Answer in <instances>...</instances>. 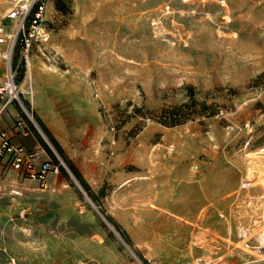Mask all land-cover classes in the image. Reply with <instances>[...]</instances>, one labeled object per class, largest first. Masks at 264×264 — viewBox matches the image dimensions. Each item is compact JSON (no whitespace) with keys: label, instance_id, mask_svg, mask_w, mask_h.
Segmentation results:
<instances>
[{"label":"rangeland","instance_id":"374dc122","mask_svg":"<svg viewBox=\"0 0 264 264\" xmlns=\"http://www.w3.org/2000/svg\"><path fill=\"white\" fill-rule=\"evenodd\" d=\"M30 1L0 0V34ZM44 2L30 114L9 104L21 144L60 163L46 188L0 179V264H264V0ZM36 57L73 88L52 126L90 191L33 109ZM192 97L214 113L158 120Z\"/></svg>","mask_w":264,"mask_h":264},{"label":"built area","instance_id":"2783aa9c","mask_svg":"<svg viewBox=\"0 0 264 264\" xmlns=\"http://www.w3.org/2000/svg\"><path fill=\"white\" fill-rule=\"evenodd\" d=\"M44 15V0H31L28 4L14 7L7 14L8 19L15 22V28L10 33L0 34V44L7 43L5 47H0V116L4 109L1 106L3 102H13L30 114L19 69L24 68V73H28L31 69V49L34 42H45L49 39ZM0 31H3L2 27ZM15 51L18 52L15 54ZM28 131L26 125H22L19 130L23 135H27ZM57 169L58 164L52 159L41 158L40 150L14 143L5 130H0V179L14 170L18 177L35 180L45 188L50 172Z\"/></svg>","mask_w":264,"mask_h":264},{"label":"crops","instance_id":"0c3cea01","mask_svg":"<svg viewBox=\"0 0 264 264\" xmlns=\"http://www.w3.org/2000/svg\"><path fill=\"white\" fill-rule=\"evenodd\" d=\"M35 64L38 66V69L36 70V74L34 73L35 79L32 78L34 83L32 82L33 90L36 88L38 96L39 93H41L43 96L41 98L36 97V99H32V104H33V109H35L36 113L40 116V118L44 121V123L48 126V128L51 130V132L54 134V136L57 138L59 143L62 145V147H65V142L63 139H61L55 129L52 126L53 122V113H52V108L54 107L55 103V98H54V93H57L62 89L61 83H62V76L53 73L50 70H45L44 68L41 67L39 64V60L36 57V62ZM32 61H31V66H32ZM32 71V70H31ZM32 74V73H31ZM27 75L25 76V79ZM64 87V86H63ZM24 89V88H23ZM65 91L72 92L73 88L72 86H66L64 87ZM28 99V97H27ZM2 106V104H1ZM6 109L5 117L2 115L0 116V130H5L8 135L12 137V141L14 143H21L22 139V133L19 132V130L22 128L23 122L21 118L18 116V109L17 107L13 106L12 104H5L2 106ZM4 111V110H3ZM39 141V140H38ZM41 152V151H40ZM14 171V170H13ZM54 171V170H53ZM52 171V172H53ZM50 172V174L52 173ZM49 174L48 178V183L50 181V184H54L56 182V179H53V176L51 177ZM57 177V175H56ZM32 180V179H30ZM48 186V184H47ZM46 188V187H45ZM201 258L202 257H197ZM196 258V260H197Z\"/></svg>","mask_w":264,"mask_h":264},{"label":"trees","instance_id":"16d2710c","mask_svg":"<svg viewBox=\"0 0 264 264\" xmlns=\"http://www.w3.org/2000/svg\"><path fill=\"white\" fill-rule=\"evenodd\" d=\"M22 69L24 70V68ZM191 99L192 100L190 103L185 102L180 105H174L171 108L163 109L162 112L158 114L157 116L158 120L162 122L163 124L175 125V124L184 122L185 120H187L189 117H191L194 114L214 113L215 110H214L213 104L209 105L207 104L206 101L199 102L195 100L193 97ZM197 104H199L200 106L197 107ZM38 121L41 127L43 128V130L45 131V133L48 135V137L52 141V143L55 145L58 152L66 160V163L68 164L74 176L80 181V183L84 186V188L90 191L91 187L89 183L84 178L80 169L75 165V163L71 160V158H69L68 155L65 153L64 148L59 143L57 138L54 136V134L51 132V130L48 128V126L44 123V121L39 116H38ZM41 141L45 144L42 138H41ZM47 149L50 151L52 156L55 158L56 162L54 163L59 165L60 161L56 158V156L53 155L52 150L48 146H47ZM62 170L64 171V173H66V170L64 168H62Z\"/></svg>","mask_w":264,"mask_h":264},{"label":"bare ground","instance_id":"6f19581e","mask_svg":"<svg viewBox=\"0 0 264 264\" xmlns=\"http://www.w3.org/2000/svg\"><path fill=\"white\" fill-rule=\"evenodd\" d=\"M25 1H28V0H25ZM32 70V69H31ZM30 70V72H29V74H28V76H27V78L29 79V78H31V76H32V71ZM30 89V86L28 87V90ZM56 171V170H55ZM18 190V189H17ZM16 191V190H15ZM18 193V192H17Z\"/></svg>","mask_w":264,"mask_h":264}]
</instances>
